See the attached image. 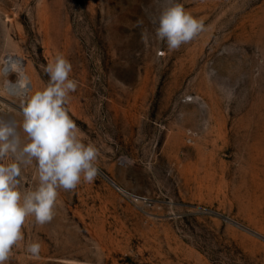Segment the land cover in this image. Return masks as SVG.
Segmentation results:
<instances>
[{
    "label": "rangeland",
    "instance_id": "374dc122",
    "mask_svg": "<svg viewBox=\"0 0 264 264\" xmlns=\"http://www.w3.org/2000/svg\"><path fill=\"white\" fill-rule=\"evenodd\" d=\"M174 2L203 30L169 50L167 0H0V120L22 124L62 54L69 116L100 152L6 264H264V0Z\"/></svg>",
    "mask_w": 264,
    "mask_h": 264
},
{
    "label": "clouds",
    "instance_id": "9594fccd",
    "mask_svg": "<svg viewBox=\"0 0 264 264\" xmlns=\"http://www.w3.org/2000/svg\"><path fill=\"white\" fill-rule=\"evenodd\" d=\"M167 5L159 15L155 35L169 50H176L203 30V22L181 3L167 0ZM44 71L49 83L23 105L22 124L0 120V264H6L13 247L24 240L22 228L28 217L41 225L53 219L58 189L73 190L81 181L91 183L97 176L99 149L83 142L66 108L78 86L70 78V61L57 54ZM18 127L26 133L27 142L21 140ZM7 159L12 162L3 163ZM33 162L38 185L22 191V166ZM41 247L40 242H32L26 251L38 259Z\"/></svg>",
    "mask_w": 264,
    "mask_h": 264
},
{
    "label": "bare ground",
    "instance_id": "6f19581e",
    "mask_svg": "<svg viewBox=\"0 0 264 264\" xmlns=\"http://www.w3.org/2000/svg\"><path fill=\"white\" fill-rule=\"evenodd\" d=\"M25 84V83H24Z\"/></svg>",
    "mask_w": 264,
    "mask_h": 264
}]
</instances>
